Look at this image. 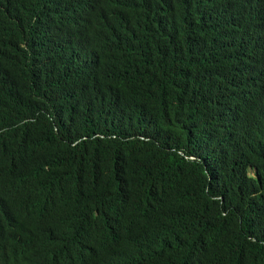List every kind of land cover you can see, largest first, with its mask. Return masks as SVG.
Wrapping results in <instances>:
<instances>
[{"label":"trees","instance_id":"16d2710c","mask_svg":"<svg viewBox=\"0 0 264 264\" xmlns=\"http://www.w3.org/2000/svg\"><path fill=\"white\" fill-rule=\"evenodd\" d=\"M0 264H264V0H0Z\"/></svg>","mask_w":264,"mask_h":264}]
</instances>
